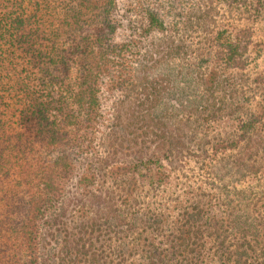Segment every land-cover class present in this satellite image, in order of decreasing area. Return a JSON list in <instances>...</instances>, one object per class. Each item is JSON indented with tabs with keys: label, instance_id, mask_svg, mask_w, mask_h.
<instances>
[{
	"label": "trees",
	"instance_id": "1",
	"mask_svg": "<svg viewBox=\"0 0 264 264\" xmlns=\"http://www.w3.org/2000/svg\"><path fill=\"white\" fill-rule=\"evenodd\" d=\"M255 3L0 0V264L237 260L255 220L204 196L258 131Z\"/></svg>",
	"mask_w": 264,
	"mask_h": 264
},
{
	"label": "rangeland",
	"instance_id": "2",
	"mask_svg": "<svg viewBox=\"0 0 264 264\" xmlns=\"http://www.w3.org/2000/svg\"><path fill=\"white\" fill-rule=\"evenodd\" d=\"M257 0H251L253 6H256ZM261 1V0H260ZM264 4L258 6L260 10L258 14L248 15L244 12L241 17V26L252 29V47L249 54V65L239 74L237 82L239 84V92L242 93L243 110L254 113L258 116V131L246 149L236 150L237 152L227 153L224 166L218 172V176L223 178L216 182H208L205 190V200H211L218 197V201L222 204L215 209V212H222L225 208L227 198L234 199V209L230 212L237 218H252L255 220L253 229L248 232L251 239L250 244L246 240H235L227 244L228 250L237 258V260L219 261V258L212 257L207 260L206 264H264ZM250 18L251 22H247ZM191 50L199 48V38L191 44ZM192 56L197 57V52ZM201 63L199 60H197ZM197 62V63H198ZM193 64V62H192ZM196 65V64H194ZM199 69L195 68L192 73L193 79H197L200 75L197 73ZM195 82V81H194ZM191 88V86H190ZM198 88L192 85V98L196 99ZM230 156L228 157V155ZM250 155L252 157H250ZM247 160H254V168L250 169ZM252 164V163H251ZM193 186L199 184L196 178L199 175L197 165H192ZM227 182V183H226ZM228 187H225L224 184ZM256 206L252 209V206ZM233 207V205H231ZM220 210V211H219ZM224 212V211H223ZM224 215V214H223ZM251 229V228H250ZM247 235V236H248ZM244 238V237H243ZM230 240V239H228ZM231 244V245H230Z\"/></svg>",
	"mask_w": 264,
	"mask_h": 264
}]
</instances>
